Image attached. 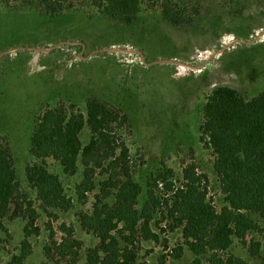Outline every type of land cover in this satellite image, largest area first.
Returning <instances> with one entry per match:
<instances>
[{"label": "rangeland", "instance_id": "1", "mask_svg": "<svg viewBox=\"0 0 264 264\" xmlns=\"http://www.w3.org/2000/svg\"><path fill=\"white\" fill-rule=\"evenodd\" d=\"M2 1L16 6L14 0ZM89 2L70 0L84 8L55 18L0 5V133L7 137L21 194L37 207L25 178V168L33 162L29 148L34 116L44 104L57 102L72 103L84 114L86 99L97 96L127 117V123L112 129L115 144L128 150L129 176L142 190L140 203L147 186L159 200L168 198L165 184L179 188L182 171L189 168L202 178L201 187L219 211L224 202L213 157L199 141L202 105L206 93L216 86L236 89L248 97L264 88V0H169L193 20L192 25L178 27L161 18L162 0L144 2L130 26L90 15ZM80 138L85 145L87 128ZM48 168L59 176L74 206L58 213L57 219L40 215L36 222L40 232L30 239L32 254L25 264H73L70 259L49 261L43 255L47 224L59 240L62 223L82 242L74 264H86L87 250L98 241L81 229L77 217L90 211L97 190L79 205L75 186L82 182V167L73 177L50 162ZM120 172H111L116 181L121 179ZM160 174L166 180L153 182ZM250 217L256 223L232 233L228 254L246 264H260L264 222L256 215ZM4 223L11 240L3 245L0 264H6L22 240L25 221L12 218ZM167 228L156 213L152 229L159 244L141 243L139 260L192 264L194 257L186 248L180 259L173 258L182 244L181 233Z\"/></svg>", "mask_w": 264, "mask_h": 264}, {"label": "trees", "instance_id": "2", "mask_svg": "<svg viewBox=\"0 0 264 264\" xmlns=\"http://www.w3.org/2000/svg\"><path fill=\"white\" fill-rule=\"evenodd\" d=\"M146 1L155 0H90L88 8L90 15L130 26L137 21ZM14 2L16 6H9L8 1L0 5L34 10L48 18L84 8L74 6L70 0ZM171 5L169 0H162L160 15L166 23L172 27L192 25V18H185L183 9ZM204 100L199 141L213 157L212 167L224 202L219 211L201 187L202 178L189 168L182 171L179 188L165 184L168 198L159 200L147 186L140 203L142 190L129 176L128 150L123 144H115L112 129L127 123V117L97 97L86 99L84 114L72 103L57 102L44 104L34 116L29 148L33 162L26 166L25 178L35 194L36 208L20 192L7 137L0 133V253L11 240L4 221H25L23 238L8 255L6 264H25L31 256L30 239L39 235L36 222L40 215L57 219L58 213H66L74 206L59 176L49 170L48 162L67 177L75 176L79 165L82 167V182L75 186L79 205L97 190L90 211L77 217L81 229L98 241L87 250L86 264H145L139 260L140 244H159L152 229L156 213L170 232L180 230L182 244L174 250V259H180L186 248L194 257L192 264H246L228 252L232 233L248 230L256 223L251 215L264 222V88L248 97L236 89L216 86ZM85 128L89 139L82 145L80 137ZM117 169L121 170L119 181L111 174ZM96 177L100 179L96 181ZM165 180V175L160 174L153 182ZM108 199L111 200L107 202ZM46 231L45 259H70L76 263L82 242L73 236V229L60 224L59 240H55L49 224ZM262 245L264 248V234ZM159 264H164L163 260ZM260 264H264V258Z\"/></svg>", "mask_w": 264, "mask_h": 264}, {"label": "crops", "instance_id": "3", "mask_svg": "<svg viewBox=\"0 0 264 264\" xmlns=\"http://www.w3.org/2000/svg\"><path fill=\"white\" fill-rule=\"evenodd\" d=\"M94 97H97V96H94ZM98 98V97H97Z\"/></svg>", "mask_w": 264, "mask_h": 264}, {"label": "water", "instance_id": "4", "mask_svg": "<svg viewBox=\"0 0 264 264\" xmlns=\"http://www.w3.org/2000/svg\"><path fill=\"white\" fill-rule=\"evenodd\" d=\"M236 43H238V42H236Z\"/></svg>", "mask_w": 264, "mask_h": 264}]
</instances>
